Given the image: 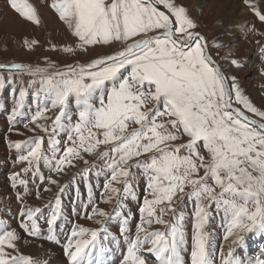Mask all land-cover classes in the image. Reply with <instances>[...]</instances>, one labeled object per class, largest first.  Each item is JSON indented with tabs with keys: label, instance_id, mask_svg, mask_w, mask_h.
I'll return each mask as SVG.
<instances>
[{
	"label": "snow or ice",
	"instance_id": "obj_1",
	"mask_svg": "<svg viewBox=\"0 0 264 264\" xmlns=\"http://www.w3.org/2000/svg\"><path fill=\"white\" fill-rule=\"evenodd\" d=\"M243 2L264 22V14L251 0ZM7 3L25 21L41 23L30 0ZM50 6L81 51L117 43L120 47L86 64L54 72L18 63L0 65L9 71L38 75L32 84L38 83L50 102L37 107L25 128L36 124L48 133V125L37 122L52 119L51 135L66 133L62 153L60 140H50V156L42 152L43 137L25 141L17 159L27 163L24 172L33 171L44 182L45 177L39 174L41 160L59 174L66 167H75L73 161L84 160V154H98L108 173L104 184L108 195L102 202L111 203L117 196L137 199L133 182L137 179L134 169L138 170L146 181L145 195L134 237L128 218L120 227L127 245L121 264H146L144 251L156 264H216L206 231L213 205L228 221L225 241L232 238L233 245H244L248 233L264 236V110L245 93L237 76L214 59L212 49L224 47L219 37L209 43L197 31L199 24L181 0H52ZM259 34L264 36V32ZM25 44L31 50L38 41L26 39ZM52 47L55 50V45ZM62 51L72 54L76 48L66 46ZM229 64L241 67L236 59ZM24 96L21 91L15 100L10 118L13 124ZM52 109L59 110L54 118L46 115ZM9 147L20 152L22 144L10 142ZM19 176L12 174V186L19 183L26 187L27 181L18 180ZM47 179L58 184L51 176ZM88 188L87 204L82 205L85 211L92 205L87 218L108 216L94 203L90 184ZM185 197L195 205L188 261L182 254L188 250L185 217L176 209ZM122 207L118 200L116 214ZM25 209L22 216L26 220L20 222L24 232L41 237L39 221L45 219L49 226L46 238L59 244L55 226L62 212L60 197L48 217L38 207L26 205ZM169 214L171 220L165 219ZM95 222L103 225L101 219ZM153 225H162L164 230H152ZM100 232L105 235L101 237ZM65 235L63 250L69 264H104L107 249L101 241L111 235L106 227L93 230L74 225ZM19 239L16 231L5 230L0 223V264H42L20 253ZM219 256L220 264H245L231 248L227 253L221 250ZM254 264H264V260Z\"/></svg>",
	"mask_w": 264,
	"mask_h": 264
},
{
	"label": "rangeland",
	"instance_id": "obj_2",
	"mask_svg": "<svg viewBox=\"0 0 264 264\" xmlns=\"http://www.w3.org/2000/svg\"><path fill=\"white\" fill-rule=\"evenodd\" d=\"M38 11L41 23L39 25L27 22L15 13L8 5L7 0H0V65H10L12 63L23 64L26 67L47 68L49 72L64 70L68 65L86 64L91 60L106 54H111L119 49L120 45L95 46L89 47L88 51H81L77 46L76 38L73 37L67 27L58 18V15L51 8L52 0H30ZM187 5L190 15L199 24L197 31L204 35L209 43H215L219 37L224 47L216 50L212 49L214 59L222 68L235 76L240 81L241 87L253 101V103L264 110V36L259 33L264 32V22L259 21L253 10L243 0H181ZM251 3L264 14V0H251ZM223 23H220V22ZM228 31L225 32L224 29ZM37 40L38 44L33 45L29 50L25 40ZM55 45V50H53ZM76 48L75 53L69 54L62 51L64 47ZM236 59L241 67L232 66L229 61ZM49 64L54 67H49ZM38 75L28 72L9 71L0 68V223L5 230H14L20 236L16 241L20 253L31 256L34 260L46 262V264H69L64 253L63 245L67 241L66 233L74 225L85 228L99 230L102 226L106 227L110 238L101 242L107 251L103 255L104 264H121L123 255H126L127 245L124 237L120 233L123 219H129L130 235L134 237L137 224L140 221L139 207L142 206L145 195V178L137 172V179L133 182L135 196L122 199L121 196L115 197L111 203H104L102 200L107 197L104 193L105 162L97 155L84 154V160H75V167H66L59 174L50 171L44 160L39 163V174L45 177L44 182L38 178V174L33 171L27 173L24 169L27 163L17 162L18 156L23 152V143L29 139L43 137L42 152L51 155V139L60 140L61 153L67 144L66 133L59 132L51 135L52 119L38 121L46 123L49 132L41 131L36 124L28 123L35 114L37 107H44L49 104V100L39 84H32L33 79H38ZM25 93L22 108L19 115L15 117V123L10 122L12 109L19 93ZM58 109H52L46 115L54 118L58 114ZM253 116V114L249 113ZM258 119V117H255ZM35 128L36 131L29 129ZM20 142L22 149L18 152L14 147H9V143ZM103 151V148L100 149ZM144 159V157H141ZM100 175L97 176V172ZM13 173H20L19 179L27 181V186L17 183L14 188L10 177ZM58 181V184H50L48 177ZM89 184L94 199V203L105 212L106 217L93 216L91 214L92 205L89 204L87 211L82 207L87 204L89 195ZM114 186L123 189V184ZM61 188L63 193L61 194ZM50 189V191H45ZM122 195V194H121ZM39 196V198H37ZM60 197L62 212L56 222L57 237L60 243L49 241L46 237L49 231L45 219L39 221L41 225V237H31L20 227L21 220H26L22 216L25 206L40 208L45 217L51 215L55 207V199ZM19 197H23L21 200ZM120 200L123 207L117 213V201ZM194 202L184 198L177 202L176 209L185 217V236L187 249L182 253L185 260H189L191 248V237L193 234L194 222ZM210 216L206 224V231L209 233L212 247L215 249L214 259L216 264H220L219 252L227 253L229 249L234 256L244 261L256 262L258 259L264 260V236L260 234L248 233L245 235L244 245H233L232 238L228 241L223 239L226 234L227 219L223 212H218L213 205L210 209ZM101 219L103 225L95 221ZM171 220V214L165 217ZM164 230L162 225H153L152 230ZM104 232H100L103 237ZM111 237H115L113 241ZM146 264H156L154 257L144 251L141 253Z\"/></svg>",
	"mask_w": 264,
	"mask_h": 264
},
{
	"label": "water",
	"instance_id": "obj_3",
	"mask_svg": "<svg viewBox=\"0 0 264 264\" xmlns=\"http://www.w3.org/2000/svg\"><path fill=\"white\" fill-rule=\"evenodd\" d=\"M251 116V115H250ZM255 118V117H254Z\"/></svg>",
	"mask_w": 264,
	"mask_h": 264
}]
</instances>
